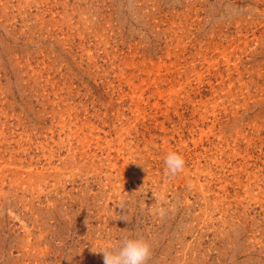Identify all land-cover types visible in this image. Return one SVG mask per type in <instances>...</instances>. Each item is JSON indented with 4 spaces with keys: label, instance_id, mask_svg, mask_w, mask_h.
<instances>
[{
    "label": "rangeland",
    "instance_id": "374dc122",
    "mask_svg": "<svg viewBox=\"0 0 264 264\" xmlns=\"http://www.w3.org/2000/svg\"><path fill=\"white\" fill-rule=\"evenodd\" d=\"M122 236L264 264V0H0V264Z\"/></svg>",
    "mask_w": 264,
    "mask_h": 264
},
{
    "label": "clouds",
    "instance_id": "9594fccd",
    "mask_svg": "<svg viewBox=\"0 0 264 264\" xmlns=\"http://www.w3.org/2000/svg\"><path fill=\"white\" fill-rule=\"evenodd\" d=\"M165 174L176 176L185 168L184 157L175 151L167 153L165 160ZM122 208L123 205L121 204ZM95 253H103L104 264H147L151 258L150 243L143 238L122 236L115 247H105Z\"/></svg>",
    "mask_w": 264,
    "mask_h": 264
}]
</instances>
